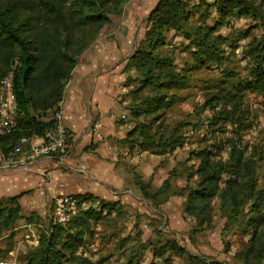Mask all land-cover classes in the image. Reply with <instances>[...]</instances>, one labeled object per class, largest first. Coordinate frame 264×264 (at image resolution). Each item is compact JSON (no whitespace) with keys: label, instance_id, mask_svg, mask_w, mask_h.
<instances>
[{"label":"trees","instance_id":"obj_1","mask_svg":"<svg viewBox=\"0 0 264 264\" xmlns=\"http://www.w3.org/2000/svg\"><path fill=\"white\" fill-rule=\"evenodd\" d=\"M128 0H0V79L14 72V91L18 103V124L9 133L0 135V154L7 161L16 141L22 136H42L53 124L51 119L62 101L65 86L72 77L79 57L111 22V14H120ZM158 0L147 17L149 28L141 38L126 67L134 75L128 76L136 86L130 91L131 115L155 121L178 99V92L190 87L192 73L221 66L226 58L223 48L226 37L218 30L232 18L248 17L254 21L251 29L241 30V38H249L242 45L243 57L249 63L246 76L233 83L231 90L221 88L213 94L211 108L222 109L212 124L241 125L242 106L247 92L264 97V9L250 0ZM205 5L214 9L217 17L211 25L192 26L195 9ZM261 29V34L254 30ZM175 32L187 40L185 50L192 61L177 66L173 59L161 52L166 37ZM229 77L230 71L225 72ZM231 76V74H230ZM224 81V80H223ZM148 91L149 94H143ZM219 108V109H220ZM216 115V114H215ZM152 121H149L151 123ZM139 122L124 137L129 148L140 152L153 151L166 155L184 145L182 134L175 132L151 133L150 124ZM184 126V125H183ZM160 131V130H158ZM165 134V135H164ZM168 134V135H167ZM135 135L137 137H135ZM71 138H68V149ZM88 146L87 148H90ZM86 148V149H87ZM68 152V151H67ZM219 151L204 146L193 152L197 161L190 165L186 184L171 190L176 169L173 167L161 186L154 188L152 179L136 176V183L147 201L156 203L159 195L171 190L185 196L184 212L198 227H211L214 199H219V210L227 221L237 219L247 205L253 213L245 230L251 236L239 259L242 264H262L264 261V190L257 188L256 159L232 142L227 158H217ZM226 181L222 186L223 176ZM195 179L193 184L190 180ZM23 193L0 198V239L12 231L24 216L20 197ZM82 200L97 203L99 209L83 211L66 224L53 223L42 232L38 246L28 252L24 264H85L80 249L94 233L93 224L103 223L113 212L123 215L120 202H110L90 193L77 194ZM157 214L162 212L155 207ZM27 219L31 220L29 216ZM248 229V230H247ZM156 239L163 233L154 227ZM130 238L120 240V246ZM156 262L174 264L173 257L188 256L189 264H212L189 252L175 240L153 243ZM83 257H81V256ZM126 264H132L128 259ZM87 264V263H86Z\"/></svg>","mask_w":264,"mask_h":264},{"label":"rangeland","instance_id":"obj_2","mask_svg":"<svg viewBox=\"0 0 264 264\" xmlns=\"http://www.w3.org/2000/svg\"><path fill=\"white\" fill-rule=\"evenodd\" d=\"M212 1L206 0L208 3ZM250 1L256 5L260 4L264 9V0ZM157 2L158 0H128L120 14H111V22L103 28L95 42L81 54L72 76L77 78L86 73H102L116 60L119 64L126 61L138 41L145 36L149 28L147 17ZM217 16L214 9L202 5L193 12L192 26L211 25ZM253 22L248 17L232 18L217 31L226 37L223 46L226 55L224 63L221 66L212 65L210 68L193 72L190 87L178 92L177 102L164 111L158 121L143 116L136 120L131 115L130 106L133 102L130 91L138 85L128 81V76L134 75V72L127 69V63H124L123 68L120 67L121 72H112L111 69L107 74L111 76L108 86L118 98L124 115L118 122L130 124L127 133L139 122L148 124L152 121L149 123L151 133L170 134L176 129V133L182 134L184 145L169 153L175 154L176 160L174 165L176 176L171 179V190L186 184L185 179L189 173L187 168L197 162L193 156L194 151L208 146L214 151H219L217 158L225 159L229 155L232 142L245 149L246 156H254L257 188L264 190V97L252 92L245 94L241 104L242 116L245 118L241 119V125L227 124L223 120L211 123L222 110L219 105H215L214 109L210 107L213 94L218 93L221 88L231 90L233 83L247 74L249 63L244 59L240 47L248 42L249 38H241L239 31L251 29L254 26ZM254 31L261 34V29L256 28ZM166 43L161 52L170 56L177 66L193 60L190 52L185 50L187 40L181 35L170 32L167 34ZM90 68L93 70L90 71ZM226 71H230L231 76L229 74V77H226ZM143 94L149 92L146 90ZM152 152L149 151V154ZM9 158V161L4 160L9 162V165L17 159L13 158L12 152ZM226 178L224 175L222 186ZM194 180H190V184H193ZM171 190L159 195L153 204L144 199L139 192L137 196L140 200L134 197L137 203L135 207L131 206L129 209L120 204L122 216L113 212L103 223H94L93 235L88 237L86 244L80 249L87 259L85 264H126L129 258L133 260L132 264H151L156 262L152 251L153 243L157 244L159 241L163 243L167 240L178 241L189 252L204 258L207 262L211 261L212 264H242L238 255L251 236L245 230L249 217L253 215L250 205L244 208V212L237 219L229 220L225 224L226 218L219 210V199L215 198L211 227L200 228L195 220L184 212L185 196L173 194ZM155 207L161 210V215L156 213ZM261 212L264 214V204ZM22 214L24 217L18 220L16 227L0 239V263L2 260H9L12 264H24L28 252L38 246L42 232L49 226L48 212L43 216L36 211L22 210ZM29 216L31 220L27 219ZM156 226L163 233L159 239L153 234ZM124 238L130 239L120 246L119 241ZM172 260L174 264H189L188 256L173 257Z\"/></svg>","mask_w":264,"mask_h":264},{"label":"crops","instance_id":"obj_3","mask_svg":"<svg viewBox=\"0 0 264 264\" xmlns=\"http://www.w3.org/2000/svg\"><path fill=\"white\" fill-rule=\"evenodd\" d=\"M124 63L116 60L107 71L72 76L66 83L61 110L71 143L63 161L42 157L9 165L0 154V198L23 193L22 210L44 216L61 194L90 193L129 209L135 207L134 197L140 200L137 194L141 192L137 174L144 180L151 178L154 188L161 186L176 163L175 154L140 152L123 142L130 124L118 122L123 116L121 105L108 86L111 76L107 74L111 69L121 72ZM93 121L100 126L99 139L93 134Z\"/></svg>","mask_w":264,"mask_h":264},{"label":"built area","instance_id":"obj_4","mask_svg":"<svg viewBox=\"0 0 264 264\" xmlns=\"http://www.w3.org/2000/svg\"><path fill=\"white\" fill-rule=\"evenodd\" d=\"M14 78V72L9 71L0 79V135L11 132L18 124V103L14 91ZM61 102L51 116L53 124L45 131L44 135L22 136L16 141L11 150L13 158H17L16 161H13V165L27 164L42 157H57L60 161L64 160L68 151L70 135L63 122ZM91 128L96 138L102 137L97 122L93 121ZM127 155L128 149L125 151V156ZM9 160L10 158L7 161ZM91 208L99 209V205L82 200L74 194H61L54 198L50 204L48 216L53 223L66 224L81 212ZM0 264L12 263L9 260H2Z\"/></svg>","mask_w":264,"mask_h":264}]
</instances>
